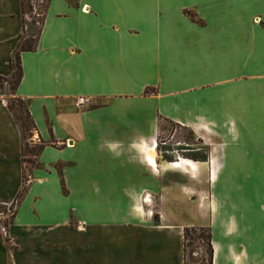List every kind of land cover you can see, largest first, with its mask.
<instances>
[{"label": "crops", "instance_id": "1", "mask_svg": "<svg viewBox=\"0 0 264 264\" xmlns=\"http://www.w3.org/2000/svg\"><path fill=\"white\" fill-rule=\"evenodd\" d=\"M23 37L0 0V264H185L186 228L264 264V0H51L12 94ZM10 96L47 144L31 169ZM164 122L210 160L165 161Z\"/></svg>", "mask_w": 264, "mask_h": 264}, {"label": "trees", "instance_id": "2", "mask_svg": "<svg viewBox=\"0 0 264 264\" xmlns=\"http://www.w3.org/2000/svg\"><path fill=\"white\" fill-rule=\"evenodd\" d=\"M51 0H46V2L50 3ZM23 6V15H24V37L21 43L19 44L14 58H15V68L16 72L13 78L9 81L10 87L12 88V92L15 93L22 81L23 78V69L21 62V55L25 52H34L38 48V43L42 34V29L44 25V20L36 23L34 21H28L27 16L30 13H33L35 10V6L33 4V0H22ZM193 20H196V15L189 13ZM7 80L4 78H0V85ZM21 100V99H20ZM22 101V100H21ZM24 101V100H23ZM10 109L14 113V116L17 120V123L20 125L22 130V134L24 137V162H28L35 166L37 158L43 153L47 144L41 140L39 144L31 145L28 140L32 139L37 126L36 123L30 113L29 106L27 102H21V106L24 112L19 113L16 106L13 102H9ZM173 126L177 128V125ZM197 143L193 140L192 133L188 132L184 136V144L179 146L177 149L181 152L180 157L185 159H190L199 162H208L210 160V155L208 149L204 151L201 148H195ZM159 151L163 152V157L165 161L168 162H176L178 156H174L170 154L172 149L170 147H162L161 143L159 144ZM29 154L33 158L31 160L26 161V155ZM29 190V180L26 177V173L24 174V185L21 193L19 194L16 202L10 207L11 210H14L19 206L26 197V194ZM2 209H6L7 207H3ZM15 214L11 216L9 220L6 222V226L9 229V226L14 222ZM196 244H200L205 248V255L202 257L201 261L196 262L192 256L190 255V250L196 246ZM185 264H214V247H213V238L211 232L206 228H186L185 230Z\"/></svg>", "mask_w": 264, "mask_h": 264}, {"label": "rangeland", "instance_id": "3", "mask_svg": "<svg viewBox=\"0 0 264 264\" xmlns=\"http://www.w3.org/2000/svg\"><path fill=\"white\" fill-rule=\"evenodd\" d=\"M33 4L35 6V10L33 13L28 14L27 20L39 23V22L43 21L45 18V14H46V11L48 8V3L46 2V0H33ZM10 90H11V93L13 94L11 87H10ZM9 100H10V102L14 103V105L16 106L19 113L24 112V110L22 109L23 107L21 106V102H25V101H23V100L21 101L20 99L14 98L13 96H10ZM184 136H185V134L183 131H181V130L178 131L173 125H170L167 122L163 123V129H162V132L160 135V141H162V142L166 141L168 143L167 146L172 149L171 154H174L176 156L181 155V152L177 150L179 148V146H174V145L172 146L171 143L174 144L178 140L182 141ZM168 141H170V142H168ZM27 142H30V140ZM167 146L162 145L163 148L167 147ZM195 148H201L204 151L206 150V147H203V146H198V147L195 146ZM31 158H33V157L31 155L27 154L25 160L29 161V160H31ZM26 166L28 169L32 168V165L28 162H26ZM29 174L30 173L27 172L26 177L30 181V175ZM185 208L187 210L190 209L189 207H185ZM13 212H14V210H13ZM5 216L9 217V219L11 218V214L8 212V210H7V213ZM2 217H4V215L1 216V218ZM205 251L206 250L202 245L196 244V246L190 250V255L192 256V258L196 262H198V261L202 260V257L205 255Z\"/></svg>", "mask_w": 264, "mask_h": 264}, {"label": "built area", "instance_id": "4", "mask_svg": "<svg viewBox=\"0 0 264 264\" xmlns=\"http://www.w3.org/2000/svg\"><path fill=\"white\" fill-rule=\"evenodd\" d=\"M88 103H89V100L83 98V99H80L77 102V106L80 107V106H83V105L88 104ZM147 199L149 200V197ZM8 212L11 214V216L13 215V210H11V208L8 209ZM1 214L4 215V218H6V220L9 219V217H6L5 216L6 213L5 214L4 213H1ZM2 229H3V232L6 233V227L3 226Z\"/></svg>", "mask_w": 264, "mask_h": 264}]
</instances>
